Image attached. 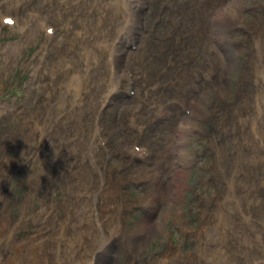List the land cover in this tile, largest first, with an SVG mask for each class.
<instances>
[{
    "label": "rangeland",
    "instance_id": "1",
    "mask_svg": "<svg viewBox=\"0 0 264 264\" xmlns=\"http://www.w3.org/2000/svg\"><path fill=\"white\" fill-rule=\"evenodd\" d=\"M261 1L246 0V12H240L242 20L237 15L229 14L232 18L235 16L233 19L237 20L236 28L231 30L232 34L225 39L227 43L231 42L230 46L235 59L233 63L237 62L238 58L240 60L243 54L242 48L247 43L246 41L241 45H235L237 44L236 40L252 38L251 30L247 28V24L250 25V20L254 15L264 16V6ZM151 3L149 8L140 13V17L144 21L140 24V28L157 12V3L155 4L154 0H151ZM83 6H85L83 7L84 11L74 9L71 10V13L74 17L81 13L80 16L86 22H91L92 19H87L85 16L86 13L91 14L88 11L89 2ZM34 8L39 10L37 6L26 5L20 9V13H12V15L24 21L27 11ZM7 12H11V10ZM43 14L48 23L52 24L57 31L52 41L49 40V46H45V35L39 34L40 31L34 24L30 26L29 34L32 36L28 41L26 35L14 28H0V106H2L0 107V205L2 206L0 213L2 215L0 218V264H17L18 260L23 259L24 251L11 249L10 244L7 243L11 231L15 234L13 239H20L33 245L42 241L41 238L32 239L35 231H39L42 226L45 229L42 238L51 243L50 250L64 255H67L71 248L69 242L74 240L76 228L80 230L79 234L82 233L90 241L91 236L86 234L85 224L78 225L80 219L85 216L84 208L92 206L91 204L94 202V206L99 211V203L106 198L105 193L100 191L98 185L101 177L103 178L109 173L111 177H114V173L118 174L124 167L125 171L121 173L126 177L122 186L123 196L117 206L126 211L125 214L129 221L127 233L133 231L134 219L141 214L148 213L150 209V207H136L139 199L151 191L147 192V186L150 183L143 182L138 176L139 172L134 171V162L138 163V166L146 167L150 159L146 158L143 163L130 159L129 156L122 157L121 154H124L125 151L122 138L133 140L135 127H132L131 130L129 123L124 120V128L122 126L117 128V124H121V110L132 112L134 105L139 101L138 96L131 95L129 98H121L103 110L105 118H101L100 122L104 124V134L109 138L110 157L104 153L97 168H93L91 156L95 155L98 149L97 137L91 135L94 131L96 114L87 113L89 109H95V102H99L100 94L90 99L91 101L85 97L80 100L82 98L74 96L62 99L63 95H58V97L60 96L59 101H53L51 107L46 104L47 85H55L54 93L65 92V86L60 83L61 80L57 83L50 78L52 72L62 69L59 67L60 64L61 66L71 64V59L57 57L55 48L63 36V30L46 13L43 12ZM77 19H75L76 25L80 27ZM166 19L167 17L164 16L159 25L162 30L165 28ZM232 26L234 27L235 23L234 25L229 23V27ZM236 29L238 32L235 31ZM72 33L77 35L75 32ZM91 33L92 35L88 38L89 44L85 46L87 48H92L95 44L92 39L93 30ZM69 37L74 39L72 36ZM145 42L147 43V41ZM248 42L251 43V41ZM163 43L166 44V41ZM15 45L19 46L18 50H14ZM43 46L46 47L45 50ZM82 47L83 45H77L68 51L70 55L72 54V59H75L74 61L79 64L78 69L80 67L84 69L85 65L92 64L93 61H100L90 57L82 61V56H79ZM135 48V46L132 47L133 50H129L130 53H133ZM166 54L167 51L163 50L159 55L163 67L159 65L152 70L156 71L155 73L149 72V75L153 76V81L157 72L159 73L158 79L161 81H164L165 77L174 76L175 68L166 61ZM41 55L44 56L43 68L35 78L32 76L33 71L37 67ZM152 57L150 52L148 57L144 58L150 64ZM198 60L199 56L190 63H197ZM262 60L264 62L263 58ZM124 61L129 66L131 60ZM96 62L101 74L107 73ZM195 66L193 65L192 69L196 68ZM91 69L93 66H89V70ZM230 74V85L227 91L237 97V94L243 93L246 89L240 82H245L247 86L248 84L245 77L234 72V69ZM99 77L100 74L96 72L94 79ZM144 78L140 74L135 90H138L137 88L143 90L145 87ZM180 85L163 86L160 82V87L153 95L171 96L176 93ZM201 89L209 91L210 87L204 83ZM227 91L224 99L215 96L216 103L212 102V106L206 107L205 110H209L213 114L212 117L202 115V119L197 122L195 129L190 128L185 131L186 137L189 139L188 143L183 144V147L186 148L185 154L175 157L179 164L184 160L188 162L185 169L187 183L183 190L184 194L180 203L174 205V207L180 205L178 220H173L176 210L169 206L171 201L162 198L155 204L157 205L155 206L157 214L162 212V207L166 210L165 214L168 218L163 231H169L170 237L165 238L162 231L148 238L144 243L139 242L135 251L126 250L122 245L118 246V264H159L165 254L170 260L169 264H264V142L262 144L259 139L257 129L250 126L245 130L253 141L244 139L247 142H238L242 131L238 133L234 129L233 117L228 119V134H221L214 130L215 124L221 120L222 111L225 108V113L236 112L235 109L243 104L241 96L238 99L234 98V108L228 111ZM222 99L223 104L219 102ZM258 101L264 104V96L260 95ZM62 102L73 107L74 111L70 112V116H63V120L58 123L57 120H54V114L59 110V104ZM253 103L254 100H252L251 106ZM142 111L145 117L153 113L145 105ZM255 113V109H248L242 113V116L252 117L258 121L261 113L257 112V115ZM69 120L70 126L68 125ZM35 121H39L40 124ZM145 121L144 134L136 142L147 146L153 152L156 151L155 157L163 159L162 165L160 164L158 169L161 171L164 184L169 182L172 187L173 177L168 165L170 160L161 156L162 154L165 156L178 154L177 151L180 148L173 154L174 152L169 150L167 142V138L170 136L169 127L175 125L176 120L173 119V116H156L155 118L149 117ZM111 122L116 124H114L115 127ZM235 124L240 126V123ZM38 125H43L45 129L40 132ZM260 133L264 135V130L262 129ZM213 137H217L220 144L228 141V151L231 150V153L237 152V145L243 146L245 149H247L246 146H250L247 149L249 152L238 160L237 164L240 163L238 168H236L237 164H234L236 158L232 160L229 158L231 164L228 162V192L223 194L221 190L224 188H220V185L223 186L226 180L220 179V177L218 179L210 165L212 155L208 152L207 143ZM153 139H155L154 142H151ZM157 151H160L159 155ZM99 152H103V149L100 148ZM188 152L195 153V156L187 155ZM58 160L61 162L51 169L49 167L51 162ZM132 161L134 162L132 163ZM254 161L259 163V166L254 165L256 163ZM113 179H115L114 185L121 187L120 179L119 182L116 177ZM231 186L232 188H230ZM66 192L70 195L69 202L64 198ZM165 203L168 205H164ZM106 212L108 213L107 208ZM82 221L87 223L86 220ZM184 226L187 229H184ZM61 228H65L62 236L59 234ZM11 255L12 257H10Z\"/></svg>",
    "mask_w": 264,
    "mask_h": 264
},
{
    "label": "bare ground",
    "instance_id": "2",
    "mask_svg": "<svg viewBox=\"0 0 264 264\" xmlns=\"http://www.w3.org/2000/svg\"><path fill=\"white\" fill-rule=\"evenodd\" d=\"M88 1L89 0H81L80 5H77L79 0H0V6H3L6 11L11 10V12L20 13V9H22L23 6L33 5L34 7L37 6L39 10L53 19L58 24V27L63 29V36H61L55 48L57 50V57L72 58V54L70 55L68 51L70 48L76 47L77 45H83L82 48H87L85 46L89 44L88 38L91 30H93L94 34L92 39H94L95 44L92 48L85 50L84 53L82 52L83 55L80 53L79 56H82V61H85L88 57L93 60L99 59V62H95L100 64V67L103 70L116 72L120 68H123L122 63L124 60L130 59L132 60L135 69L143 68L144 72H147L148 70L152 71L153 67H156L155 64H157L159 58L158 54L162 51L160 46L151 43L149 38L148 43L143 47H139L134 53L128 54L125 49V44L130 45V42L134 39V29H132L134 12H131V2L127 0H92L91 4L96 7L94 10L88 9L91 14H85L87 19H92L91 22L85 23V21L82 20L84 18L80 16V13L79 16H76L77 18H82L80 27H78L75 22V19L77 18L71 13V9L77 8L84 11L83 4H86ZM245 1L246 0H221V5H217L219 9L217 6L210 7L209 5H206L201 10L196 9V16L191 19H186L189 32L193 31V48H199L198 50L203 54L202 58L206 55L210 57L205 61L200 60V62H198L199 69L208 72L211 69L214 70V74L207 79V83L210 86L209 91L201 89L199 85L198 89L195 91L192 90V87L196 86V83L193 81L191 69H189V66H186L182 71H179L176 76L165 77V82L162 83L163 86L181 84L176 91L178 94L172 96L157 94L156 97H153V95L150 94L148 98L146 94L139 96L140 101H142L143 104L145 103L146 106L153 108L155 114L162 116L172 115L176 119V124L169 127L170 136L167 138V142L169 150L172 152L177 151L180 148L179 151H177L178 154L175 156H165L162 154L161 156L167 157L169 158L168 160H170L168 165L173 177L172 187L168 183L162 184V177H159L155 173L156 171L161 172L158 167L160 164L162 165V158H155L154 160L149 161L148 167L138 166V163L132 161V163L134 162V171L139 172L140 176L142 174L146 175V179L151 181L147 186L148 190H153L154 194H159L161 199L166 198L171 201L169 206H172V208H175L176 210L173 217L174 221L178 220L177 218L180 214V205L178 207H174V205L180 203L184 194L183 190L187 183L185 169L188 162L187 160H184L179 164L178 160L175 158L179 155L185 154L186 148L183 147V144L188 143L189 141L186 137L185 131L194 127L195 124L202 119V114L206 111V107L212 106V102L216 103L215 96H218L219 98L223 97L224 99L227 88L230 85L229 75H231L230 72L233 69L234 72L245 77L248 86L245 82H240L246 87V89L243 93L237 94V97L231 95L229 91H227L229 99L228 111L229 109L234 108V98L238 99L241 96L243 104L241 107L235 109L236 112L229 111L230 113H225V108L222 111L221 120L219 123L215 124L214 130L219 131L221 134H228V119L233 117L234 120L232 125L234 129L238 131V133L242 131L241 137L239 138L238 136V142H247L244 139L253 141V139L249 138L250 134L245 130V128L249 126L255 130L257 129L259 139L262 144L264 142V139H262L264 135L260 133L262 129L264 130V104L258 101L260 95L261 97L264 96V62L262 60V58L264 59V16L261 14L254 15L250 20L248 28L251 30L252 38H246L244 40L240 39L241 42L239 45L246 41L247 43L246 46L242 48L243 54L240 60L238 58V61L235 63H233L235 59L230 46L231 42L227 43L225 40L230 34H232L231 30H234L233 26L229 27V23L232 25H234V23L236 24V22L228 16V13L231 15L233 11L238 13L246 12L247 7ZM261 3L264 6V0H262ZM84 27H87V32L82 31V28ZM235 31L238 32L237 29ZM72 32H75L77 35L75 36ZM29 33L30 30L26 36L27 41L32 36ZM69 36H72L74 39H71ZM129 36L131 37V40H129ZM112 37H120V42L118 43L116 55L114 57H112L110 51L108 52L107 46L104 47V49L102 48V44H108V42L112 40ZM142 40H144V38H142ZM248 41H251V43L249 44ZM208 47L211 48L210 53L206 50ZM18 48L19 46L15 45L14 50H18ZM152 48H155V51L157 52L156 61L154 62L150 59L151 64H149L145 61L144 57H148V52H150ZM180 61L181 60L179 59L178 63H180ZM95 62L93 61L92 64L85 65L86 67L84 66V69L81 67L78 69L79 64H71L69 66H62V68H64L61 72H52L50 80L57 83L61 80L60 83L64 84L65 92L62 94L59 92L54 93L53 87L55 85H47L48 91L46 104L51 107L52 103H54L53 101L57 102L60 100V96L58 97V95H63L62 99H69L71 96H74L75 98H82V100L85 98L90 100L105 86H108L112 90L117 89L118 83L113 82L109 77V73H104L105 75H102L99 66L96 65ZM241 63L242 65H240ZM89 66H93V69L89 70ZM96 72H98L100 76L102 75V77L94 79ZM158 75V72L154 75L155 81L147 82L150 86L151 93H155L160 87L161 80L158 79ZM114 93L115 92H113V94ZM146 93H148V91ZM223 99L219 100L221 104H223ZM252 100H254V103L251 106ZM240 102H242L241 99ZM59 105V110L54 114V120H57L58 123L62 121L64 117L70 116L71 111H74V108L70 107L68 104H63L62 102ZM186 108H190L189 114L184 113ZM248 109H255V115H257V112L261 113V116H259L260 119L257 121L252 117H243L242 113ZM97 111L98 109H89L87 114L93 115ZM120 116L121 124L118 123L117 128L119 126L124 128V120H126L129 123V128L131 130L133 129L132 127H136L133 136L135 138L142 136V131L137 122L140 119H144V117H142L135 108L131 113L123 110L120 113ZM237 117L238 119L236 120ZM35 122L40 124L39 121ZM235 123H240V126L238 127ZM73 124H75L74 121ZM68 125L70 126V120L68 121ZM38 126L40 127V132L45 129L43 125ZM207 144L208 152L212 155L210 165L213 167L214 174L218 179L220 177V179L226 180L223 186L220 185V188H224V190H221L222 194L226 193L228 192V162L230 163V160L236 158L234 163L236 165L238 160L249 152L247 149H249L250 146H246L247 149H245L243 146L239 147L237 145V152L231 153V150L228 151V141L220 144L217 137H213ZM173 154H175V152ZM189 154L195 156V153L188 152L187 155ZM229 158L231 159L229 160ZM60 162V160L51 162L49 167L52 169ZM239 164L240 163L237 164L236 168L239 167ZM254 165L259 166V163L256 162ZM124 171L125 167L118 174L114 173V177L112 176L113 178L116 177L118 182L120 179L121 187H116L114 185L115 179L110 176V173L103 178L101 177L98 185L100 186V191L105 193L106 198L103 199V202L101 201L99 203V211H97L93 202L91 204L92 206L89 205L84 208L85 210L83 213L85 216L80 219V223L75 222L80 226L85 224L84 228L86 234L91 236L90 241H88L82 233L79 234L80 230L76 228L74 240L69 242L71 248L69 249L68 254L64 255L54 252V250H50L51 243L48 242L47 239L42 238L45 234V229L42 226H40V230L35 231L36 233L32 236V239L41 238L42 241L33 245L32 243H25L20 239H13L15 234L11 231L7 243L10 244L11 249L24 251L23 259L18 260L17 264H118V246L122 245L126 250L135 251L137 250L136 246H139V242L144 243L148 238L153 237L157 233H161L168 216L165 214L166 210L163 207L161 208L162 212L157 214L155 206L151 207L148 210V213L141 214L135 218L133 221V231L127 233V223L129 221L125 214L126 211L124 208L117 206V203L120 202V199L123 196L122 186L126 177L121 173ZM230 188H232V186ZM89 194H92L91 191ZM64 198L69 202V193H64ZM92 199L94 200V198ZM164 205L168 204L165 203ZM106 208L108 213L106 212ZM1 212L2 206L0 205V213ZM1 217L2 215H0V218ZM82 220H86L87 223ZM64 230L65 228L60 229L62 233L59 231V234H61V236L64 235ZM97 239L99 240L96 241ZM10 257H12V255ZM169 262L170 260L165 254L159 264H169Z\"/></svg>",
    "mask_w": 264,
    "mask_h": 264
},
{
    "label": "clouds",
    "instance_id": "3",
    "mask_svg": "<svg viewBox=\"0 0 264 264\" xmlns=\"http://www.w3.org/2000/svg\"><path fill=\"white\" fill-rule=\"evenodd\" d=\"M233 14H234V15L236 14V13H235V11H234V13H233Z\"/></svg>",
    "mask_w": 264,
    "mask_h": 264
}]
</instances>
